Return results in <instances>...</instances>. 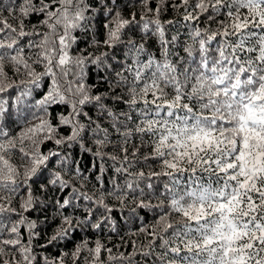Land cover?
<instances>
[{"label": "snow or ice", "instance_id": "obj_1", "mask_svg": "<svg viewBox=\"0 0 264 264\" xmlns=\"http://www.w3.org/2000/svg\"><path fill=\"white\" fill-rule=\"evenodd\" d=\"M0 264H264V0H0Z\"/></svg>", "mask_w": 264, "mask_h": 264}, {"label": "trees", "instance_id": "obj_2", "mask_svg": "<svg viewBox=\"0 0 264 264\" xmlns=\"http://www.w3.org/2000/svg\"><path fill=\"white\" fill-rule=\"evenodd\" d=\"M168 16H169V18H171L172 13L170 12V13L168 14ZM49 147H50V145H49ZM33 215H35V213H33ZM41 242H42V241H41ZM113 242H114V243L118 242V238L114 237V238H113ZM69 247H70V246H69ZM49 251H51V252H55V249H50Z\"/></svg>", "mask_w": 264, "mask_h": 264}]
</instances>
